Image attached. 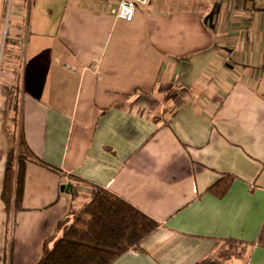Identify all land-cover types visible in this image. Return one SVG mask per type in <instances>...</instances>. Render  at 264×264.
Masks as SVG:
<instances>
[{
	"label": "crops",
	"instance_id": "crops-1",
	"mask_svg": "<svg viewBox=\"0 0 264 264\" xmlns=\"http://www.w3.org/2000/svg\"><path fill=\"white\" fill-rule=\"evenodd\" d=\"M26 1L0 0V264H36L96 186L159 222L142 250L110 264H198L231 239L256 242L264 0H148L130 21L114 2L29 0L28 32ZM15 101L32 158L21 207L8 211ZM226 175L224 197L208 191ZM229 264H264V248Z\"/></svg>",
	"mask_w": 264,
	"mask_h": 264
},
{
	"label": "trees",
	"instance_id": "trees-1",
	"mask_svg": "<svg viewBox=\"0 0 264 264\" xmlns=\"http://www.w3.org/2000/svg\"><path fill=\"white\" fill-rule=\"evenodd\" d=\"M9 109L14 112L12 120L15 125L19 105L12 102ZM19 142L17 147H10L6 162L2 200L8 211L21 207L25 167L32 158L22 139ZM233 179L232 175H226L208 191L224 197ZM158 227L157 220L131 202L96 186L87 203L73 208L67 218L58 223L59 233L47 240L43 255L36 264H110L127 251L142 250L143 241ZM229 242L245 246L241 257L253 245L264 248V224L256 242L234 239ZM229 259L209 257L198 264H226Z\"/></svg>",
	"mask_w": 264,
	"mask_h": 264
},
{
	"label": "rangeland",
	"instance_id": "rangeland-1",
	"mask_svg": "<svg viewBox=\"0 0 264 264\" xmlns=\"http://www.w3.org/2000/svg\"><path fill=\"white\" fill-rule=\"evenodd\" d=\"M48 0H43V2H46ZM241 1V5L243 2H246L247 0H240ZM27 2V14H26V32H28V23H29V19H30V6H29V0L26 1ZM45 8H47L48 10L50 9V5L47 4L45 6ZM28 43V42H27ZM13 117V116H12ZM12 117L9 118L8 122H7V133H9L8 137L10 138V144L11 146H15L17 147L18 144L20 143L19 141L21 140L20 138V134H19V127L18 125H14L13 123V120H12ZM10 146V147H11ZM245 249V246L244 245H240L238 243H234V242H231V244L227 245V247L222 250L221 254H219V256L217 257V259H222L224 257H229L230 259L225 262L226 264L228 263H231V262H234V260H236L237 257H241L240 254L241 253V250ZM245 251V250H244ZM246 252H244L245 254Z\"/></svg>",
	"mask_w": 264,
	"mask_h": 264
},
{
	"label": "built area",
	"instance_id": "built-area-1",
	"mask_svg": "<svg viewBox=\"0 0 264 264\" xmlns=\"http://www.w3.org/2000/svg\"><path fill=\"white\" fill-rule=\"evenodd\" d=\"M9 0V9L11 5ZM103 3H115L112 7V12L119 18L132 20L135 16L136 8L139 4L147 3L148 0H100ZM9 12V11H8Z\"/></svg>",
	"mask_w": 264,
	"mask_h": 264
},
{
	"label": "water",
	"instance_id": "water-1",
	"mask_svg": "<svg viewBox=\"0 0 264 264\" xmlns=\"http://www.w3.org/2000/svg\"><path fill=\"white\" fill-rule=\"evenodd\" d=\"M65 188L67 191H71V192L73 191V185L72 184H68Z\"/></svg>",
	"mask_w": 264,
	"mask_h": 264
}]
</instances>
